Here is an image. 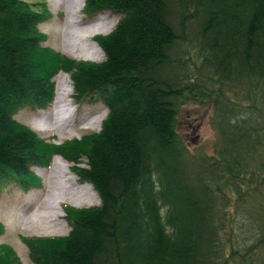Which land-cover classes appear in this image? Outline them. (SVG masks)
<instances>
[{
  "label": "trees",
  "instance_id": "1",
  "mask_svg": "<svg viewBox=\"0 0 264 264\" xmlns=\"http://www.w3.org/2000/svg\"><path fill=\"white\" fill-rule=\"evenodd\" d=\"M85 10L119 17L95 39L101 63L43 47L47 14L0 0V191L36 183L31 169L59 155L100 199L87 210L65 207L66 237L24 239L32 263L258 264L264 0H87ZM60 71L76 103L101 102L108 114L98 133L54 145L14 117L47 109ZM186 102L212 108L211 154L191 153L177 134ZM244 230L250 237L239 245Z\"/></svg>",
  "mask_w": 264,
  "mask_h": 264
},
{
  "label": "rangeland",
  "instance_id": "2",
  "mask_svg": "<svg viewBox=\"0 0 264 264\" xmlns=\"http://www.w3.org/2000/svg\"><path fill=\"white\" fill-rule=\"evenodd\" d=\"M20 1L26 3L33 11L48 14L38 26L40 33L46 37L45 42L42 44L43 47L77 62L97 64L105 60L104 53L96 44L95 39L109 35L119 20L118 16L113 15L109 11L88 14L85 10L87 0L80 1L82 5L80 3L81 8L76 14L77 19L82 23L80 28H87L93 23H100L102 19L106 22L97 35L88 38L87 42H85L91 47L86 50L90 54H95L89 58H82L78 57L82 56L78 55L82 52L72 54L67 50V45L74 42L76 38L73 34L68 37L66 29V23L73 14V12L72 14L68 13L69 7L72 8L73 6V1L72 3H70V0ZM54 6H57V9H54ZM80 45L83 46V43ZM52 81L54 83V97L49 107L44 111L36 112L22 110L16 114L15 120L31 130L38 139L54 145H60L75 139L79 140L85 135L98 133L101 130L102 122L108 114L107 108L101 102L77 104L73 99L72 81L67 73L59 72L53 76ZM69 89L70 92H67ZM60 95H62V104L60 106L63 114H59L61 127L58 128V123H56L58 117L54 102L56 97ZM211 114L212 108L208 104L200 106L193 102H186L180 106L177 119V134L191 153L201 152L207 155L212 153L216 135L210 125ZM100 117H102V121L98 125L92 126V124H89ZM56 157L58 156L54 155L51 158L48 166H36L31 169L34 176L38 179L36 183L32 184L28 180L22 181L26 182V185L21 187L20 183L12 181L1 189V264H33L29 258V248L24 239L66 237L70 232V224L67 219V213L64 211V206L74 210H87L100 205V199L91 185V189L81 199L80 206H73L72 203L55 205L52 198L60 192V189L68 188L66 192L57 196H64L67 199L72 191L76 193L71 195L73 200L76 201L77 197H80L79 192L82 187L87 185L82 183L72 171V168L76 166L74 163L68 162L59 156L61 161L55 167ZM85 162L83 160V163ZM85 167L86 165L84 164L79 165V168ZM195 168V165H190V169ZM24 211L31 212L30 214L34 216L30 219L22 220L21 216ZM34 218L39 222H43V225L32 228L31 226H35L34 221H32ZM244 231V233L236 231L234 238H236V243L239 245L242 244L241 241L246 244V235L251 233L247 230ZM251 231H254V229ZM238 234L243 235L237 237ZM248 236L250 237V235ZM257 263L264 264L263 255L258 259Z\"/></svg>",
  "mask_w": 264,
  "mask_h": 264
},
{
  "label": "bare ground",
  "instance_id": "3",
  "mask_svg": "<svg viewBox=\"0 0 264 264\" xmlns=\"http://www.w3.org/2000/svg\"><path fill=\"white\" fill-rule=\"evenodd\" d=\"M61 1V0H60ZM72 1H73V6H72V8H70L69 7V9H68V13H70V14H72V12H73V14H72V16L70 17V19L67 21V23H66V29H67V35H68V37H69V35L71 36L72 34L73 35H75V41L74 42H72V43H69L68 45H67V50H68V52L69 53H72V54H77L76 52H82L81 54H78V55H82V56H78V57H82V58H89V57H91V56H93V54H95V53H93V54H90L86 49H88L90 46L89 45H87V44H85V42H87V40H88V38H91V37H94L95 35H97L98 34V32L99 31H101L102 30V27L106 24V22H105V20L104 19H102L101 21H100V23H93V24H91L90 26H88L87 28H80L81 27V25H82V23H81V21H79L77 18L78 17H76V14H77V12L79 11V9H80V1L81 0H70V3H72ZM60 3V2H59ZM72 5V4H71ZM70 5V6H71ZM81 5H82V3H81ZM54 9H57V6H54ZM69 17V16H68ZM81 43H83V46H81L80 44ZM91 48V47H90ZM68 92H69V90H68ZM55 109H56V115H57V117H58V119H57V121H56V123H58V125H57V127L58 128H60L61 127V125H60V119H59V114L60 113H62L63 114V112L61 111V104H62V95H60V96H57L56 97V99H55ZM64 118V117H63ZM101 121H102V117H100V118H98V119H96V120H93L92 121V123H89V124H92V126H96V125H98L99 123H101ZM88 124V125H89ZM87 126V125H86ZM61 160H60V158L59 157H56V161H55V167H57L58 166V164H59V162H60ZM60 171H61V168H60ZM66 189H68V188H62V189H60V192L58 193V194H56L53 198H52V200H53V202L55 203V205L57 206V205H60V204H62V203H72V205L73 206H80V202H82L81 201V199L84 197V196H86V194H87V191L89 190V189H91V186L90 185H86V186H83L82 187V190H80V192H79V194H80V197H77V200L75 201V200H73V198H72V196L71 195H74V194H76V193H73L72 191H71V193H70V195L69 194H67V195H69L70 197L69 198H65L64 196H62V197H59V196H57V195H61V194H63L64 192H66ZM80 198V199H79ZM79 199V200H78ZM29 211V210H28ZM26 212V211H24L23 213H22V216H21V218H22V220L23 219H30V218H32L34 215L33 214H30L31 212ZM46 217V216H45ZM41 219V218H40ZM32 221H34V225L35 226H31L32 228H34V227H36V226H41V225H43V222H39L38 220H36L35 218L32 220ZM36 221V222H35ZM44 223H46V222H44Z\"/></svg>",
  "mask_w": 264,
  "mask_h": 264
}]
</instances>
